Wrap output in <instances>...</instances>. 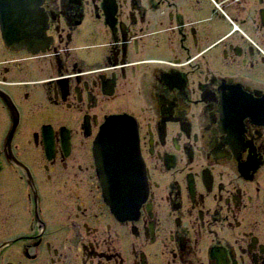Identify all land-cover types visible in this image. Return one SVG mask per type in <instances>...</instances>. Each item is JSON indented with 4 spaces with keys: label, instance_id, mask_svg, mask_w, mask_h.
Wrapping results in <instances>:
<instances>
[{
    "label": "flooded vegetation",
    "instance_id": "af4514ba",
    "mask_svg": "<svg viewBox=\"0 0 264 264\" xmlns=\"http://www.w3.org/2000/svg\"><path fill=\"white\" fill-rule=\"evenodd\" d=\"M40 8L45 51L0 18V264H264V114L239 111L264 102V0ZM123 115L148 187L131 213L96 155Z\"/></svg>",
    "mask_w": 264,
    "mask_h": 264
},
{
    "label": "bare ground",
    "instance_id": "6f19581e",
    "mask_svg": "<svg viewBox=\"0 0 264 264\" xmlns=\"http://www.w3.org/2000/svg\"><path fill=\"white\" fill-rule=\"evenodd\" d=\"M22 1L24 2L20 6L19 3ZM43 1L0 0L3 36L10 43L9 45H14L13 43L15 45L25 44L27 49L35 48L38 49V52L45 51L49 47L50 39L46 36L49 30L48 18L40 8ZM239 111L244 112L247 117L262 115L264 114V102L259 103L256 107H244ZM229 113L227 108L224 116H229ZM123 117L126 118L114 119V121L108 119L100 134V141L104 147L98 141L96 155L97 157L99 155L97 159L99 177L114 197L112 202L108 201L112 211L131 213L139 208L148 187H143V184L146 183L144 177L141 180H138L137 177L140 173L138 164L140 159L138 157V135L137 152H135V137L131 135L134 132L133 120L127 115H123ZM231 127L238 132L243 128L237 120ZM44 135L47 144H49L48 132L44 131Z\"/></svg>",
    "mask_w": 264,
    "mask_h": 264
},
{
    "label": "rangeland",
    "instance_id": "374dc122",
    "mask_svg": "<svg viewBox=\"0 0 264 264\" xmlns=\"http://www.w3.org/2000/svg\"><path fill=\"white\" fill-rule=\"evenodd\" d=\"M193 2H194V0H193ZM193 4V3H192ZM205 11V13H208V9L207 10H204ZM204 16H206V15H204ZM222 27H225V26H222ZM229 32H231L230 31V28L229 27H225V28H218L217 30H216V33L215 34H221V35H225L226 33H229ZM209 34H211V33H209ZM263 67H264V65H263ZM133 122V121H132ZM133 124H135L134 125V127L133 128H135V126H136V123H133ZM141 177H143V174H141ZM5 198H7V196L5 197ZM11 198V201H12V199L14 200L15 199V197H13V196H11L10 197ZM22 208H24V207H21L20 208V210H19V213L21 214V215H23V209Z\"/></svg>",
    "mask_w": 264,
    "mask_h": 264
},
{
    "label": "water",
    "instance_id": "95a60500",
    "mask_svg": "<svg viewBox=\"0 0 264 264\" xmlns=\"http://www.w3.org/2000/svg\"><path fill=\"white\" fill-rule=\"evenodd\" d=\"M23 2L24 1H22L21 3H19L20 4V6L23 4ZM40 12H41V9H40ZM2 14V13H1ZM12 39H14V37L12 36ZM8 42V41H7ZM9 43V42H8ZM10 44V43H9ZM13 44H15V43H13ZM122 118H126V117H123V116H114V117H112V118H110V120H113L114 121V119H122ZM111 124H112V122H111ZM134 132H135V134H134ZM134 132H133V134L131 133V135L132 136H134L135 137V139H134V141H136V151L135 152H137V134H136V129L134 128ZM104 139V138H103ZM100 143H101V141H100ZM101 146H103L102 145V143H101ZM104 147V146H103ZM138 164H139V171H140V173L138 174V180H141L143 177H141V174H142V169H141V165H140V163L138 162Z\"/></svg>",
    "mask_w": 264,
    "mask_h": 264
}]
</instances>
